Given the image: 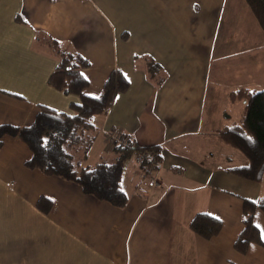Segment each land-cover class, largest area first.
Segmentation results:
<instances>
[{"label":"crops","instance_id":"1","mask_svg":"<svg viewBox=\"0 0 264 264\" xmlns=\"http://www.w3.org/2000/svg\"><path fill=\"white\" fill-rule=\"evenodd\" d=\"M246 15L255 20L245 0H0V123L30 124L41 105L73 112L79 97L48 83L54 39L88 59L87 93L98 94L113 69L129 79L108 111L93 116L98 133L85 164L112 156L107 131L162 145L161 185L150 186L131 155L122 175L128 200L119 206L27 166L28 145L5 135L0 264H264V239L245 251L234 245L242 197H259L264 181L225 169L246 157L217 134L233 122L222 119L226 103L207 104L251 88L252 60L237 56ZM199 212L221 219L216 234L192 229ZM253 220L261 236L264 211L256 208Z\"/></svg>","mask_w":264,"mask_h":264},{"label":"trees","instance_id":"2","mask_svg":"<svg viewBox=\"0 0 264 264\" xmlns=\"http://www.w3.org/2000/svg\"><path fill=\"white\" fill-rule=\"evenodd\" d=\"M245 1L264 32V0ZM48 42L57 60L48 83L66 94H76L79 100L70 103L73 108L71 113L41 105L30 124L0 123V145L5 135L17 136L31 150V156L25 162L27 166L73 180L86 193L114 205H124L128 200L122 182L126 160L135 154L140 166L149 171L153 163L161 160L162 145L139 144L124 135L128 144H113L110 158L85 164L84 160L98 133L93 116L108 111L115 96L128 88L129 79L121 69H113L100 92L89 94L86 91L89 80L82 72V68L89 64L88 59L77 51L61 49L54 39ZM158 68L154 64L149 67L156 77L161 78ZM228 97L231 101L242 100L244 112L238 121L224 125L217 134L224 142L237 148L246 157V162L225 169L254 181H264V88L240 86L230 90ZM45 203L49 207L51 201L47 199ZM256 208L264 211V192L257 198L242 197L244 227L234 242L241 251H245L251 242H263L253 220ZM221 225V219L204 212L197 213L191 220L192 229L204 237L216 234Z\"/></svg>","mask_w":264,"mask_h":264},{"label":"rangeland","instance_id":"3","mask_svg":"<svg viewBox=\"0 0 264 264\" xmlns=\"http://www.w3.org/2000/svg\"><path fill=\"white\" fill-rule=\"evenodd\" d=\"M253 13V12H252ZM255 16V15H254ZM255 20H253L252 15L249 17L246 15L244 16V21L242 24H244V28L247 29L245 32L248 34H245L243 32L242 27H239L240 31L243 32L240 36V38L243 40L244 43H240L237 47L238 49V55L240 59H246L249 58L250 62V76L246 81L251 86V88L255 89H261L264 88V32L261 29L256 17H254ZM247 38V39H245ZM250 48V49H248ZM248 49V50H247ZM238 58V57H237ZM242 65L239 70L241 73L242 71ZM243 78V77H242ZM225 79V78H224ZM223 102L227 105L224 109L223 108ZM208 103H214L215 108L218 110V108L223 110V121L225 123H230L238 118H240L244 112V103L242 100H236V101H230V100H224L219 99L216 101H208ZM95 117V116H94ZM237 149V148H235ZM88 161L90 162L91 158L93 159V154H91V151L88 153ZM86 160V159H85ZM84 160V162H85ZM95 161H93L94 163ZM157 169H150L145 175V179H149V177L153 174H155ZM258 183H262L263 181H257Z\"/></svg>","mask_w":264,"mask_h":264},{"label":"built area","instance_id":"4","mask_svg":"<svg viewBox=\"0 0 264 264\" xmlns=\"http://www.w3.org/2000/svg\"><path fill=\"white\" fill-rule=\"evenodd\" d=\"M106 136H107V141H108L109 145H111V146L115 143L121 144V145L128 144V139L123 134L120 135V134L115 133L113 131H107ZM155 168L156 169L159 168V163H153L152 164L151 169H155ZM148 184L150 186H160L161 185V182L157 178L156 173L149 177Z\"/></svg>","mask_w":264,"mask_h":264},{"label":"snow or ice","instance_id":"5","mask_svg":"<svg viewBox=\"0 0 264 264\" xmlns=\"http://www.w3.org/2000/svg\"><path fill=\"white\" fill-rule=\"evenodd\" d=\"M256 227L260 228L261 226L259 224H257ZM261 239H264V232L261 233Z\"/></svg>","mask_w":264,"mask_h":264}]
</instances>
